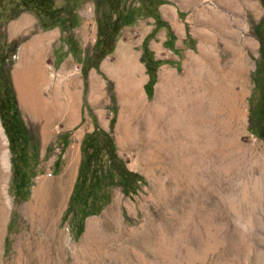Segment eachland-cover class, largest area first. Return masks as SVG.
Segmentation results:
<instances>
[{
	"label": "rangeland",
	"instance_id": "obj_1",
	"mask_svg": "<svg viewBox=\"0 0 264 264\" xmlns=\"http://www.w3.org/2000/svg\"><path fill=\"white\" fill-rule=\"evenodd\" d=\"M228 1L224 7L222 0H54L75 14L69 18L75 26L63 33L59 26L43 28L31 7L13 17L21 0H0V93L9 82L26 128L10 136L0 119L7 165L0 264H264V52L257 31L264 7L260 0ZM211 10L229 17L230 36H216ZM118 14L112 50L96 53L98 18ZM41 36L46 48L36 63L52 81L35 80V106L52 97L63 102L60 89L74 79V119L61 111L47 124L18 95L14 71L25 47ZM144 43L160 61L150 93L140 60ZM125 50L141 67L148 109L126 104L108 66ZM162 69L174 72L163 86ZM121 122L131 131L125 142L118 139ZM95 125L110 131L138 188L126 194L113 186L109 203L79 221L82 201L65 212L82 132ZM73 144L76 166L53 234L49 225L32 222L27 205L37 184L63 174Z\"/></svg>",
	"mask_w": 264,
	"mask_h": 264
},
{
	"label": "bare ground",
	"instance_id": "obj_2",
	"mask_svg": "<svg viewBox=\"0 0 264 264\" xmlns=\"http://www.w3.org/2000/svg\"><path fill=\"white\" fill-rule=\"evenodd\" d=\"M222 3L224 7H227L229 1L222 0ZM231 3L232 2H230V4ZM225 15H223L220 11H210V26L216 33V36L224 39L229 34H231L229 17ZM45 40H47L46 36L35 38L24 49V58L14 71V79L18 89V95L22 102H25L28 106L30 105V112L33 113V115L37 116L39 112H42V115L45 118L47 124L55 117V114L57 115V113H61V111H64V116L67 120L74 119L76 116V105L78 101V84L74 79L70 80L64 89H60L62 91L61 95H63L64 97L63 102L60 103L55 97H52L50 99L40 100V102L38 101V106H35V80H47L48 82L52 81L50 75H48L46 71L41 70L38 66V63H36L37 58L44 52L46 48ZM108 66L109 68H111L112 74L118 82L121 94L125 97L126 104L131 106H139L141 109H148L150 106L145 102V100H143L140 94L142 75L141 69L136 62V58L134 57V55L130 51H122L118 54L116 62ZM168 79L169 78L166 75H163L160 85L163 86L167 84ZM60 90L55 91V93L60 94ZM28 106L26 107L28 108ZM117 133L118 139L121 142L128 141L129 137L131 136L129 126L124 122H121V125L118 127ZM69 152L70 161L63 174L51 180L45 179L40 183L38 182L39 184H37L38 186L33 192L32 199L27 205L31 213L32 222L35 223L36 221L39 224L44 223V225H49L53 234L56 230L54 226H56L55 223L56 220H58L57 217L59 215L61 207L64 204L68 186L70 184L76 166L78 152L75 144L70 147ZM6 168L7 165L5 157L4 154H2V149L0 146V183H2L6 176ZM3 212H5V210Z\"/></svg>",
	"mask_w": 264,
	"mask_h": 264
},
{
	"label": "trees",
	"instance_id": "obj_3",
	"mask_svg": "<svg viewBox=\"0 0 264 264\" xmlns=\"http://www.w3.org/2000/svg\"><path fill=\"white\" fill-rule=\"evenodd\" d=\"M260 1L264 7V0ZM162 3H164V0H149L151 5H160ZM27 7H31L34 10L43 28L59 26L63 33H67L76 24V20L69 21L70 17L75 19L73 11L70 9L63 10L62 7L55 6L54 0H21L20 5L12 12V16H17L23 8ZM62 12H65L66 16H62ZM119 19V14L112 21L106 20V17L104 19L98 18L97 39L94 44L96 53L103 52L106 54L112 50L115 39L111 34L113 29L111 25H115ZM128 22H131V20ZM258 25L257 31L261 41L260 49L263 54L264 15ZM168 33L171 35L169 30ZM146 55H148L149 61L145 59ZM140 60L144 63L145 71L148 75L144 88L150 93L156 82V68L160 61L153 60L152 54L148 51L145 43ZM90 66L93 65L83 68L84 84L86 83V75ZM85 87L86 84L84 89ZM2 95L5 98L11 96L15 104L16 98L9 82H7L6 90ZM15 110L18 114L17 107H15ZM21 122L24 125L22 119ZM80 152L78 173L69 196L65 215L72 212L76 204L82 201V205L78 208L80 213L79 221H82L89 215L99 213L109 203L113 186L122 185V190L126 194L135 192L138 188V175L130 171L124 161L117 155L110 131L98 125H95L90 132L83 135L80 143ZM83 198L85 199L82 200ZM86 198H90V201L87 202ZM81 231L82 227L79 224L77 225L76 234L79 235Z\"/></svg>",
	"mask_w": 264,
	"mask_h": 264
},
{
	"label": "flooded vegetation",
	"instance_id": "obj_4",
	"mask_svg": "<svg viewBox=\"0 0 264 264\" xmlns=\"http://www.w3.org/2000/svg\"><path fill=\"white\" fill-rule=\"evenodd\" d=\"M16 102L12 97L5 98L0 93V119L1 123L5 128V131L11 136L15 135L16 133L24 134L26 133V128L22 124L19 115L16 113L15 110Z\"/></svg>",
	"mask_w": 264,
	"mask_h": 264
},
{
	"label": "crops",
	"instance_id": "obj_5",
	"mask_svg": "<svg viewBox=\"0 0 264 264\" xmlns=\"http://www.w3.org/2000/svg\"><path fill=\"white\" fill-rule=\"evenodd\" d=\"M167 13L170 15V12H169V11H167ZM56 33H57V32L53 33L52 35H53V36H56ZM57 34H58V33H57ZM49 38H50V35H49ZM136 62H137V61H136ZM137 63H138V62H137ZM138 66L140 67L139 64H138ZM140 69H141V67H140ZM173 73H174V72H172V71H170V70L162 69V70L160 71V73H159V82H158V83L160 84L163 75H166V76L168 77L170 74H173ZM90 131H91V129H84L83 132H82V136H83L85 133L90 132Z\"/></svg>",
	"mask_w": 264,
	"mask_h": 264
}]
</instances>
